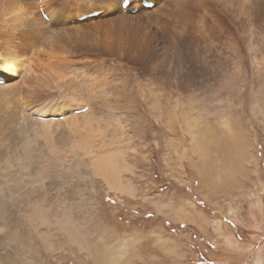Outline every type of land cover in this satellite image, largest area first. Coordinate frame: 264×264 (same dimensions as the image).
<instances>
[{
	"label": "rangeland",
	"instance_id": "374dc122",
	"mask_svg": "<svg viewBox=\"0 0 264 264\" xmlns=\"http://www.w3.org/2000/svg\"><path fill=\"white\" fill-rule=\"evenodd\" d=\"M261 10L230 46L196 34L170 74L132 70L127 102L118 69L106 78L71 65L80 90L61 82L43 92L66 98L65 113L91 105L76 112L96 135L95 154L69 137L48 143L27 121L14 137L0 128V264H114L119 254L132 264H264ZM104 154L130 192L96 168Z\"/></svg>",
	"mask_w": 264,
	"mask_h": 264
},
{
	"label": "bare ground",
	"instance_id": "6f19581e",
	"mask_svg": "<svg viewBox=\"0 0 264 264\" xmlns=\"http://www.w3.org/2000/svg\"><path fill=\"white\" fill-rule=\"evenodd\" d=\"M124 1L0 0V111L6 112L0 113L2 130L8 128L14 137V126L20 130L28 124L33 126L36 134L45 136L48 143H54L56 138L65 140L69 137L72 141L77 139L84 143L83 148L87 153L95 154L91 141L96 135L92 133L91 127L85 126L88 123L87 117H78V114L89 111L91 105L87 106L85 112L81 110H85V107L71 109L68 113H77L71 115L65 113L66 98L63 100L57 94H45L50 91L49 88H56L61 82H68L69 85L73 82V77L68 78L71 65L92 71L99 68L101 71H97L103 72L106 78L118 69L119 77L122 76L123 79L117 86L123 93V100L127 102V91L124 92V89L128 88L132 70L136 69L143 75V71L152 65L151 70L154 73L170 74L176 63L190 52L187 47L191 44L192 37H197L196 34L208 44L212 42V45L230 46L235 33L238 38H242V20H246L248 26L263 13L261 8H264V0H147L153 3L149 8L143 5V0H129V5L123 8ZM212 9L214 14L211 13ZM238 38L237 41H240ZM24 79L29 82L22 88ZM73 83L76 85L75 92L81 89L82 82L80 85ZM46 90L47 92H43ZM43 93L48 96L45 101L42 99ZM51 96L54 97L48 102ZM3 107H6L5 111H2ZM78 110L81 113L76 112ZM22 120L23 123L27 121V124H23ZM60 125L62 129L63 126L68 129L59 130ZM196 136L194 138L198 141ZM7 137L5 139L8 140ZM13 137H10L11 140ZM26 148H19V151L29 155ZM120 152L115 154L117 151H114L113 156L116 155L115 158L123 163L125 160H120L123 155ZM26 158L27 156L24 157L25 160ZM2 159L3 154L0 153V161ZM113 159L110 154L99 155L94 164L102 174L110 178L111 187L116 185L121 191L127 192L129 184L119 182V179L113 177L117 173V165L116 168L113 167ZM213 223L218 230V224ZM102 252L111 255L109 251ZM120 256L122 254L112 255L111 262L132 264L131 259ZM116 261L118 262L115 263Z\"/></svg>",
	"mask_w": 264,
	"mask_h": 264
}]
</instances>
